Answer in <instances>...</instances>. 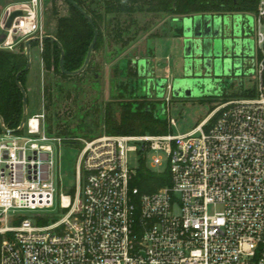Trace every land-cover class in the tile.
<instances>
[{"label": "built area", "instance_id": "1", "mask_svg": "<svg viewBox=\"0 0 264 264\" xmlns=\"http://www.w3.org/2000/svg\"><path fill=\"white\" fill-rule=\"evenodd\" d=\"M16 10L22 14L7 27ZM43 13L44 0L9 5L0 48L38 37L43 51ZM254 14L264 52V0ZM263 71L264 56L255 95L226 100L186 133L85 141L74 191L60 194L66 212L44 224L39 211L55 206L64 139L48 131L43 95L40 112L0 133V264H264ZM129 152H138L141 163L151 156L154 167L164 152L171 184L150 193L132 187L138 168Z\"/></svg>", "mask_w": 264, "mask_h": 264}, {"label": "rangeland", "instance_id": "2", "mask_svg": "<svg viewBox=\"0 0 264 264\" xmlns=\"http://www.w3.org/2000/svg\"><path fill=\"white\" fill-rule=\"evenodd\" d=\"M58 4L60 7V15L67 14L68 5L65 1L58 0ZM45 10L44 4L43 20L46 31L55 33L58 28L57 18L51 15L50 10ZM112 16L108 15L106 19L105 45L95 54V64L99 68L97 81L91 78L83 80L82 82L77 80H64L52 71L47 70L43 62V69H39L36 76L31 78V85H27V94L29 97L28 116L42 110L44 95L45 106L49 105L52 101L54 103V105L50 106V110H47V113L49 112L46 120L47 126H50V123L55 125L58 123L57 121H64L70 126L69 129L73 132L72 136L77 138L70 143L68 138H66L60 149V163L58 165L60 178L58 177L59 179L57 181L55 206L53 209L39 211L44 214L41 220H45L46 223L60 219L66 212V210L59 207L60 194L72 193L74 191L76 186V162L85 141L109 134L103 123L105 108L111 101L121 99L119 97L121 92V88L119 87L120 81H129L131 79L125 74V69L123 70V65L126 61L132 58L152 56L154 48L157 57L156 63H161L159 66H156L158 76H165L166 66L171 68V81L173 78L181 76L183 72L185 63L183 42L180 37L172 36L169 29L170 26L177 25L174 17L163 14L155 17V15L147 13H135L133 15L121 14L117 19L118 22ZM232 17L236 20V23L241 24V31L239 32L237 42L244 48V60L246 64L245 74L234 81L226 91H223L226 96L221 91L213 95L205 94L177 97L172 92L169 93L166 87L158 89L156 87L152 88L151 86L147 89V95L149 96H146V98L154 106L157 105V112L167 121L170 132L174 134L186 133L196 127L203 118L207 117L215 106L228 99L244 97L243 94L246 89L250 90L253 87L257 91L259 85L257 68L261 50L257 44L258 25L255 14L236 12ZM145 25H147L150 31H142V27ZM115 26H121L123 28V37L116 35ZM260 29L264 31V22ZM136 32H139L136 38L131 40L129 45L123 46V39L134 36ZM15 49H18V45ZM262 54L264 56V52ZM168 57L169 59L167 60ZM32 62L33 70L36 64L40 65L39 54L35 48L32 51ZM116 67H120V70L115 71ZM46 85H52V101L48 98L47 92L44 91L45 93L43 94ZM135 85L138 96L146 95V91L142 88L141 80L135 82ZM60 86L62 90L59 89ZM68 92L71 93V97H68ZM169 95L170 102L167 103L166 97ZM129 98L131 96L126 94L122 99ZM162 106L167 108L165 112L162 111ZM67 108L72 109L70 116L63 114V110ZM59 110L61 114L58 117L52 114L53 111L56 112ZM170 117L176 119V125H170ZM215 120L213 119L205 127L206 131L212 127ZM97 122H100L99 127H97ZM52 134H55V132ZM159 155L163 157L161 165L154 167L151 156H149L145 162L146 167L156 172L166 171L168 168L167 155L164 152H160ZM128 157L131 167H140L141 159L138 152H129ZM216 209L221 210L222 208L219 206ZM209 211L213 213L215 208L210 206ZM22 212L29 216L33 213L31 211Z\"/></svg>", "mask_w": 264, "mask_h": 264}, {"label": "trees", "instance_id": "3", "mask_svg": "<svg viewBox=\"0 0 264 264\" xmlns=\"http://www.w3.org/2000/svg\"><path fill=\"white\" fill-rule=\"evenodd\" d=\"M68 5V13L60 15L58 0H45V9L50 10L51 15L57 18L58 28L54 36L61 42L65 50V67L69 71L81 68L86 60L89 47L93 41L95 30L86 16L69 1L64 0ZM93 18L94 23L99 31L97 43L95 45L91 60L87 68L80 74L68 75L62 72L60 68L61 49L57 42L51 39L43 40L42 59L45 68L52 71L55 75L62 77L64 80H77L82 82L88 78L97 81L99 68L95 64V54L105 45V27L108 15L117 20L121 14L133 15L135 13H147L150 15H166L172 17L189 16L193 14H223L227 12H245L256 13L260 0H74ZM45 10V11H46ZM118 21V20H117ZM119 22V21H118ZM116 35L123 37V28L115 26ZM142 31H150L145 25ZM175 27V34L179 33ZM140 32V31H139ZM123 39L122 45H129L130 41L139 34ZM40 40H34L31 43V49L40 44ZM263 54L260 51V59ZM28 59L26 56L25 41L18 44V49L10 50L0 48V115L5 124L10 128H17L24 114V96L17 84V75L21 72L19 80L27 90L28 76L30 69L25 70ZM125 74L131 79L129 81H120L119 87L121 99L111 101L105 108L103 123L109 134H165L169 132L167 121L153 110V103L149 102L146 96L137 95V87L134 78L138 73L132 66L131 60H127L123 65ZM116 67L115 71H119ZM264 83V71H263ZM62 90V87H59ZM44 91L48 93V98L52 101V85H46ZM44 92V93H45ZM129 94L131 98L122 99ZM256 90L252 87L250 90H244L243 96H253ZM226 96V94H223ZM68 97L71 93L68 92ZM27 103L29 97L27 94ZM54 105L53 101L46 105L47 110ZM216 106L211 110V112ZM56 109V108H55ZM53 111L54 116H59V111ZM210 112V113H211ZM71 108L63 110V114L70 116ZM209 113V114H210ZM49 112L47 113V115ZM51 114V113H50ZM50 118V117H49ZM204 119V118H203ZM202 119V120H203ZM213 119H216L214 116ZM201 120V121H202ZM58 123L48 127L49 132L61 136L64 140L68 138L69 143L73 142L76 137L72 136V130L66 122L57 121ZM100 122H97V127ZM2 126L0 121V133ZM171 173L167 168L166 171L156 172L146 167L142 162L138 172L131 181L132 187H138L141 193H150L161 187L171 184ZM39 223H46L45 220H38Z\"/></svg>", "mask_w": 264, "mask_h": 264}, {"label": "water", "instance_id": "4", "mask_svg": "<svg viewBox=\"0 0 264 264\" xmlns=\"http://www.w3.org/2000/svg\"><path fill=\"white\" fill-rule=\"evenodd\" d=\"M78 8L90 21L95 30L93 41L89 47V51L83 66L77 70L69 71L65 67V50L61 42L56 36L48 34L43 39H51L59 45L61 49L60 68L63 73L68 75H77L82 73L88 66L95 45L98 40L99 31L94 23L92 16L85 11L76 1L67 0ZM21 10L14 11L7 22V27H11L14 18L21 15ZM235 15V14H233ZM175 22L180 24L179 33L176 34L182 39L184 50V68L183 75L171 78L168 75L158 76L156 66L161 63H156L154 59V48L152 56H143L140 58L130 59L132 66L137 70V77L134 78V83L142 81V88L146 91L152 86L158 89L167 85L171 81L172 93L177 96H192L210 94L212 90L217 87V84L223 83L225 80H237L245 74L244 60L241 57H234L229 54L225 55V50L232 48L233 50H241L237 42L239 33H236V39L229 37L228 25L230 23L228 15L217 14H193L189 16L175 17ZM6 38L5 33L0 34V42ZM34 40H39L38 37L29 38L25 41L26 56L28 59L25 70L30 69L31 66V43ZM145 57V58H144ZM21 72L17 75V84L19 85L24 96V114L21 126L25 123L28 117V103L27 90L19 80ZM233 76L235 78H233ZM209 92V93H208ZM163 112L166 107L163 106ZM0 121L3 131H8L5 122L0 115Z\"/></svg>", "mask_w": 264, "mask_h": 264}, {"label": "crops", "instance_id": "5", "mask_svg": "<svg viewBox=\"0 0 264 264\" xmlns=\"http://www.w3.org/2000/svg\"><path fill=\"white\" fill-rule=\"evenodd\" d=\"M28 0H0V21H1V19H2V17H3V15H4V13H5V10H6V8L9 6V5H23V4H25L26 2H27ZM228 13V12H227ZM231 13H233V14H235L234 12H231ZM217 15H227L226 13H223V14H217ZM177 23V25H175V26H170L169 27V29H170V31H171V35L172 36H177L176 34H175V27H177L178 29H179V26H180V24L178 23V22H176ZM168 31V30H167ZM45 33H46V35H48V34H51V35H54L55 33H49V32H47L46 31V28H45ZM167 33V32H166ZM178 37V36H177ZM36 49L37 50V52H38V54H39V58H40V65L39 64H36V66H35V69L33 70L32 68H33V62H32V51H33V49ZM34 48H32L31 49V66H30V72H29V76H28V86H30L31 85V78L32 77H35L36 76V73L39 71V69L41 70V69H43V59H42V50H41V44H39L38 46H36V47H34ZM228 51V49H226L225 50V52H227ZM154 59H156V61H157V57H156V55L154 54ZM169 59V57L167 58V60ZM42 61V62H41ZM42 63V64H41ZM42 65V66H41ZM172 72H171V68L169 67V66H166V74L165 75H168V76H170V77H172Z\"/></svg>", "mask_w": 264, "mask_h": 264}, {"label": "flooded vegetation", "instance_id": "6", "mask_svg": "<svg viewBox=\"0 0 264 264\" xmlns=\"http://www.w3.org/2000/svg\"><path fill=\"white\" fill-rule=\"evenodd\" d=\"M227 15H228V17H229V20H230V23H229V25H228V33H229V37H234L235 35H236V33H239L241 30H240V26H241V24L240 23H236V20L232 17L233 16V13H231V12H228V13H226ZM231 16V17H230ZM244 25V24H243ZM237 37L235 36L234 37V40L236 39ZM235 45H237V41L235 42ZM229 54H231V55H233L234 57H241V58H243V60H244V57H245V52H244V48L242 47V49L241 50H233L232 48H228V51L227 52H225V55H229ZM246 63H245V60H244V65H245ZM244 70H245V66H244ZM182 75H183V72H182ZM233 78H235L234 76H233ZM234 81H236V80H225L223 83H220V84H217V87H215L213 90H212V92H210V94L211 95H213V94H216V93H220L221 91L223 92V91H226L227 90V88L229 87V86H231L233 83H234ZM209 93V92H208ZM224 93V92H223ZM225 94V93H224ZM157 106V105H156ZM156 106H154L153 107V110H155V112L156 113H158L157 112V107ZM162 110H163V106H162Z\"/></svg>", "mask_w": 264, "mask_h": 264}]
</instances>
